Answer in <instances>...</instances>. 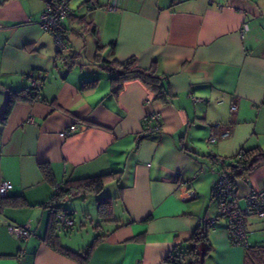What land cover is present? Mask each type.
I'll list each match as a JSON object with an SVG mask.
<instances>
[{"label":"crops","instance_id":"0c3cea01","mask_svg":"<svg viewBox=\"0 0 264 264\" xmlns=\"http://www.w3.org/2000/svg\"><path fill=\"white\" fill-rule=\"evenodd\" d=\"M69 4L61 54L39 24L46 0H0V182L12 184L0 197V264H179L171 254L187 264V240L206 218L215 219L204 224L199 264H264V216L247 215L248 246L232 245L211 193L217 160L264 148V0ZM130 58L155 69L167 100L139 79L111 92L102 60ZM32 76L37 97L13 101L3 120L10 92L30 91ZM152 113L159 132L142 137ZM101 175L102 211L101 193L76 189L50 205L67 182ZM234 187L244 206L250 190L264 189V163L235 177ZM58 207L83 220L73 214L74 225L55 229L51 245ZM11 225L33 234L19 240ZM89 246L86 260L73 256Z\"/></svg>","mask_w":264,"mask_h":264},{"label":"built area","instance_id":"2783aa9c","mask_svg":"<svg viewBox=\"0 0 264 264\" xmlns=\"http://www.w3.org/2000/svg\"><path fill=\"white\" fill-rule=\"evenodd\" d=\"M70 0H46V7L42 12L39 24L44 31L52 34L57 52L64 54L67 51L66 39L63 35L64 21L69 16ZM246 28L244 26L243 30ZM242 32V30H241ZM32 88L38 87V78L32 76L31 80ZM31 120V119H30ZM148 123L153 122V125H145L141 132L142 137H147L159 132L160 121L159 114L152 113L145 118ZM144 124H146L144 122ZM72 127L70 130L72 131ZM62 132L61 135H64ZM227 135V132L222 134ZM209 141L215 139L213 134H210ZM218 163L223 165V160L219 159ZM12 184L9 181L0 182V197L3 198L7 195V192L11 189ZM212 196L217 202L218 215L225 216L227 218V232L228 239L232 245L240 247L248 246V233L245 226V217L247 215L264 216V189H252L246 195L244 206H240L238 203V196L235 191L234 182L229 176L228 171L225 168H221L217 173L216 180L212 186ZM196 196L195 193H189L188 197ZM74 212L71 210L61 208L55 213L56 229L68 230L74 225ZM215 218H206L201 221L202 224H210ZM9 230L19 240H25L31 234L33 230L28 225H11ZM173 254L169 255L172 259Z\"/></svg>","mask_w":264,"mask_h":264},{"label":"trees","instance_id":"16d2710c","mask_svg":"<svg viewBox=\"0 0 264 264\" xmlns=\"http://www.w3.org/2000/svg\"><path fill=\"white\" fill-rule=\"evenodd\" d=\"M98 60V59H97ZM104 67L111 72L110 82H111V92L114 94H118V92L122 89L123 83L128 80L139 79L141 80L147 87L152 89L155 92V98L161 99L163 101L167 100V97L170 96L165 89V85L161 76H159L153 67L143 68L137 65L136 60L134 58H130L124 60L122 62H118L115 60H102ZM88 83V82H87ZM38 87L31 88L30 91H25L24 89L19 91H11L7 101V107L3 114L2 119L4 120L7 117L9 106L16 99H27L31 100L37 97ZM264 163V148L262 147H252L248 149H241V151L227 159H223V168H225L232 181L234 182L235 177L244 176L249 173L253 168H255L258 164ZM40 169L42 170L45 177H48L50 171L47 165L40 164ZM108 175H101L91 178H86L83 180H78L74 182L70 186H68V182L62 188H57L56 192L53 194L50 205L52 208L55 206L56 202H59L64 196L72 193L73 189L83 193H96L99 194L104 188L105 181ZM6 197V196H5ZM2 202H4V198ZM99 203V210L102 211V206L104 205L105 198L97 199ZM61 209L58 207L54 212V220L51 225V231L49 232V243L52 245L55 240V213ZM64 231V230H63ZM207 228L204 224H199L192 235L189 237L187 242L189 243V247L187 250V255L192 258V261L187 264H199V257L203 256L207 249H203V246L207 243ZM89 248L84 251L82 254L71 252H66L68 255H73L78 257V259L86 260L89 254ZM170 261L176 262L180 264L177 256L173 255L172 259L168 258Z\"/></svg>","mask_w":264,"mask_h":264},{"label":"rangeland","instance_id":"374dc122","mask_svg":"<svg viewBox=\"0 0 264 264\" xmlns=\"http://www.w3.org/2000/svg\"><path fill=\"white\" fill-rule=\"evenodd\" d=\"M209 145H207L206 143H205V147H208ZM216 162H218V160L216 161ZM215 174H216V172H215ZM217 175V174H216ZM215 180H216V178H215ZM107 192V190H104V192ZM91 196H94V195H90L89 197H87V198H94V197H91ZM101 196L103 197L104 196V193H101V194H99V198H101ZM84 198V195H76V196H74L73 197V201H75V200H78V201H80V200H82ZM242 204V203H241ZM71 211H73L74 212V218H75V222L76 223H78V220H83V215L77 210V209H72ZM78 211V212H77ZM78 219V220H77ZM91 228V227H90Z\"/></svg>","mask_w":264,"mask_h":264}]
</instances>
